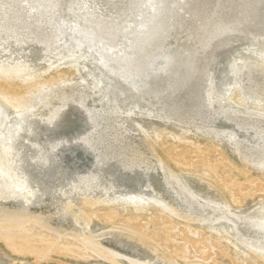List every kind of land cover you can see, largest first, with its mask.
I'll return each instance as SVG.
<instances>
[{
	"label": "bare ground",
	"instance_id": "obj_1",
	"mask_svg": "<svg viewBox=\"0 0 264 264\" xmlns=\"http://www.w3.org/2000/svg\"><path fill=\"white\" fill-rule=\"evenodd\" d=\"M77 1L0 0V101L12 109L0 123V176L11 186L6 190L0 182V239L37 261L56 255L74 264L90 259L121 264L119 245L145 250L142 259L125 254L129 264H221L220 257L231 264H264V0H230V11H240L244 25L233 22L225 31L246 41L239 58L229 63L231 79L215 82L208 71L200 84L203 63L196 56L201 45L193 44L184 54L174 51L178 61L167 58L144 87L134 86L142 100L155 106L154 99L162 113L167 108L173 114L166 117L187 126L179 124L177 131L144 128L131 110L97 117L62 111L75 91L69 85L88 56L79 38L105 41L106 51L118 39L116 17H101L96 5L125 11L132 3ZM173 13L166 10L155 34L136 41L138 53L148 57L161 47ZM222 19L230 20L228 15ZM64 20L72 22L69 35L75 28L79 38L62 40ZM31 22L47 35L28 32ZM215 36L210 33V39ZM96 56L102 66H111L108 55ZM100 80L94 76L91 88L98 101L108 102ZM189 88L195 97L189 103L192 117L185 116ZM127 118L143 134L149 157L132 148L128 162L116 166L107 139L127 131L122 123ZM86 154L92 158L89 167L83 165ZM105 168L109 182L100 175ZM149 170L156 172L152 176L160 189L149 181ZM189 178L207 188H193ZM94 220L106 229L91 231Z\"/></svg>",
	"mask_w": 264,
	"mask_h": 264
},
{
	"label": "rangeland",
	"instance_id": "obj_2",
	"mask_svg": "<svg viewBox=\"0 0 264 264\" xmlns=\"http://www.w3.org/2000/svg\"><path fill=\"white\" fill-rule=\"evenodd\" d=\"M86 1L89 2L90 5L94 6V4L90 2L91 0ZM131 1L132 3H130L129 5L130 8L125 11H121L119 9L112 10L111 8H107V6L103 4V2H99L100 4L98 3L96 5V10L102 13L101 17L109 19V17L105 14L110 13V15L116 17L114 24L118 23L117 25L119 26L118 39L116 41V44L115 46H111V50L108 51H106V48H108L109 46H106L105 41H90V43L86 38L80 37V34L76 32L75 28H73L72 34L70 36L69 32L73 27L72 22L64 20L65 27L60 28V36L62 40L69 41V39L73 36H76L78 38L80 37L79 40H82L81 46L84 47V51H87L86 55L88 56L87 60H85L83 64H80L78 67L80 70V74H76V77L72 79V84L69 85L75 91L71 94H68L67 97H69V99L67 98V101L65 102L66 105L62 107V111H65L67 110V108H69L70 112H73L76 115L78 114V116L83 117L84 113H88L91 114V116L93 117H97L98 113L106 115L109 113H113L112 111H117L118 113L122 114L131 110L132 113H135L137 115L132 117L136 118L137 122L144 128L147 127L148 129L149 127V129H151L154 126L161 129L163 127H166V129L169 131H177L179 130L180 126H184L185 124L179 123L173 118L166 117V115L172 114L170 113L171 111L166 108L164 109V111L166 110L165 113H162V110L160 111L159 109L160 107L157 106H160V104L155 102L154 99L152 101L153 104L156 103L154 104L155 106L150 105L149 102L147 103V99L142 100V98L139 97V95L136 93L134 86H136L137 88L144 87L148 82V77L150 76L151 72H156V70L159 71L163 66H165V64L167 63V58L168 60L169 58H175V61H178L179 55L177 56L175 52L180 51L179 54H184L186 53V50L193 44L198 46L201 45L198 50L199 53L196 56L199 57L201 62L203 63V75L200 76V84H205L206 73L208 71H210L209 73H211L215 82L231 79L232 74L229 72V63L232 62L234 58H239L242 49L245 47L246 41L243 40L241 36L236 35L234 31L227 33L225 30L227 29V27H230L233 22L234 25H236L237 27H241L242 25H244L241 17V12L235 11L232 13L230 11V0H173L174 2L172 3L170 2L171 0ZM77 2L79 1L76 0V3ZM237 2L244 3L247 2V0H237ZM76 3L74 4L75 7L78 6ZM106 10L110 11L108 12ZM166 10H172V12L175 13H173L171 16L170 26L165 28L164 30L165 34L161 42V47L156 48L153 52H151L148 57H145L144 55L138 53V51L134 48V45H136V41H138V39H140V37H142L143 35H146L147 33L155 34L157 28L161 27L160 19L163 16L167 15ZM79 11L80 10H77L76 12ZM223 15H228L230 19L229 22L223 21ZM31 19L32 18L28 19V22ZM210 20L211 22L209 24H206ZM52 22L55 21L53 20ZM224 23L226 24V26H223ZM29 25V30L28 28L26 29L28 30V32L31 29V31H34L35 34H38L39 36L44 35V33L45 35H47L48 33L47 29H44L41 32V27L38 26V24H36L35 22H31L29 23ZM125 25H127L126 28H123ZM202 30H205L203 31L204 33L197 34V37H200L199 43L197 42L198 38L194 40H186L189 36L194 35L193 32H201ZM87 31V36H93V32L91 33V30L87 29ZM211 32H214V34H217V36L210 39ZM102 47H105V49ZM24 48L34 49V46L33 48L31 46L29 48L25 46ZM94 51L95 53L92 54V52ZM98 52L102 53V55H108V57H110L111 61H109L108 64H111L112 67L109 65L106 67L102 66L100 62L97 61L96 54ZM116 54H118L119 57H115ZM163 54H167V57H164ZM168 55H172V57H169ZM158 66L159 68H156ZM131 67H133L134 69L127 70ZM80 76L84 78L83 82L81 81V78H79ZM94 76L97 77V79L99 80L101 78V83H99L100 87H106L105 93L108 94V102L105 101L106 99L101 102L96 99L98 94L93 93L94 90H92L91 88ZM189 89V92L187 91V99H185L187 102L186 104L189 105L188 111L185 113L186 117L193 116V111H191L190 109H192L191 102L194 103L193 98L195 100V97H193L194 92L192 93L191 89ZM77 90H81L82 92L78 94ZM144 100H146V102ZM55 101L56 100L52 101V103L54 102V105H56V102H58ZM57 104H59V102ZM112 108H115V110H113ZM11 112L12 109L4 102L0 101V123L2 119L5 118L6 115L10 114ZM146 114H150V116L148 117L147 115L146 117ZM187 114H189V116ZM172 115H170V117H174ZM185 120L187 119L185 118ZM156 121L157 123H154ZM150 122H152L153 125ZM122 123L123 127L127 128V131L123 132L124 130L121 129L120 132H118L119 134L115 136L116 139L113 140V137L107 139L109 144H111V150H113L114 152L113 164H115L116 166L117 164H123L124 161L128 162L129 156L131 155V151L133 149H136L139 152L143 153L144 157H149V151L147 150V147L145 146L144 142H142L143 134L141 133L139 127L135 123L133 124V122L128 118L124 119ZM184 127L187 126L185 125ZM192 128L193 127H191V129ZM90 161H92L91 156L86 154V156L84 157L83 165L89 167ZM127 162H124V164ZM137 169L138 168L135 167L133 169V173L135 172L137 175H139L141 173V170ZM122 172L123 174L130 175V172L128 171ZM148 172V175H150L149 181L154 185V187L156 186L155 188L160 189V182L157 177H154L156 172L151 170H149ZM151 172H153L154 174ZM100 175L103 177V179H105V182L110 181L108 169H103ZM189 181L195 189L199 190L200 187H206V185L201 184L198 179L189 178ZM0 182L6 190L11 188L9 183H7L1 176ZM127 184L128 183L125 182V185ZM205 190L209 191L212 194H215V191L213 189ZM102 227H104V225L94 220L92 221V223H90L89 229L93 232L98 233L99 231L106 229ZM109 236L110 235H108L106 238L109 239ZM115 247H118V249L122 250L120 251L121 256L119 255L120 257H117L121 264L130 263V261L128 260V262L126 260L127 258H125V254L127 253L128 255L129 253L130 255H135L137 253L136 255H139L138 257H141L140 259L145 257L143 256L146 253L145 250L139 249L140 251L138 250V252H136L137 250L133 251L130 250V248L126 249V247H120L119 245ZM149 254L150 257H153V254ZM58 261H60V263L66 262L68 264H74L76 260H73L72 258H67L65 256L58 257L56 255H53L52 261H37L32 255L21 254L11 251L10 248L5 244V242L0 239V264H59ZM218 261L221 264H231L228 261L227 257H220ZM78 262H80L78 264H113L102 259L81 260ZM184 264L188 263L184 262Z\"/></svg>",
	"mask_w": 264,
	"mask_h": 264
}]
</instances>
